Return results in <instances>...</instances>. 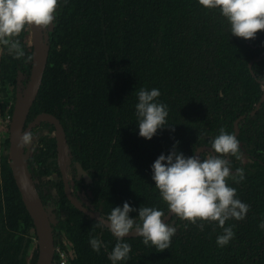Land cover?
<instances>
[{
	"label": "trees",
	"instance_id": "trees-1",
	"mask_svg": "<svg viewBox=\"0 0 264 264\" xmlns=\"http://www.w3.org/2000/svg\"><path fill=\"white\" fill-rule=\"evenodd\" d=\"M57 11L54 27L44 28L47 65L26 126L43 113L60 121L71 158L69 188L84 206L105 218L125 201L167 214L151 179L152 163L177 141L191 156L210 148L221 128L233 135L237 130L239 151L227 159L233 172L243 169L244 179L227 183L250 207L245 219L226 222L235 233L230 243L217 245L223 229L216 222L193 224L173 215L176 233L168 249L159 252L141 237H128L130 258L120 264H264V30L251 40L233 36L219 9L199 0H61ZM29 34L26 26L4 38L19 44L20 58L1 41L0 121L12 116L16 95L28 86ZM142 88L159 89L158 100L169 111V126L151 140L138 135L135 104ZM6 127L2 132L0 123V264H35L34 226L13 179ZM54 133L40 122L24 152L41 200L53 210L55 248L68 255V264H112L116 238L64 193ZM93 237L104 245L99 252L90 246Z\"/></svg>",
	"mask_w": 264,
	"mask_h": 264
},
{
	"label": "clouds",
	"instance_id": "clouds-1",
	"mask_svg": "<svg viewBox=\"0 0 264 264\" xmlns=\"http://www.w3.org/2000/svg\"><path fill=\"white\" fill-rule=\"evenodd\" d=\"M60 2L0 0V39L16 53V58L23 57L25 53L17 42L3 38L18 35L26 26L54 27ZM199 3L207 9H219L230 25V34L233 36L251 40L264 30V0H199ZM160 96L161 92L157 88H142L137 92L135 116L138 135L146 140H151L158 130L169 126L168 107L158 100ZM176 144L167 154L161 153L151 165V179L155 188L167 204L168 214L193 224L198 220L216 222L223 229L216 243L224 247L235 236L233 226H225L226 222L230 219H245L250 207L236 197V189L227 183L228 178L236 183L244 179L243 169L233 172L231 162L227 159L229 155L238 153L239 141L235 135L221 128L219 134L211 139V151L207 156L197 155V152L185 156ZM130 213L137 215L131 216ZM165 217V212L154 206H140L137 209L125 201L122 207H113L106 217L108 229L117 241L108 255L112 264H120L130 258L131 245L125 239L132 233L141 237L145 246L155 247L159 252L168 249L176 227L174 222H169L170 219L166 221ZM259 227L264 229V219ZM200 228L203 230L202 223ZM89 243L95 252L104 247L95 237L90 238Z\"/></svg>",
	"mask_w": 264,
	"mask_h": 264
},
{
	"label": "water",
	"instance_id": "water-1",
	"mask_svg": "<svg viewBox=\"0 0 264 264\" xmlns=\"http://www.w3.org/2000/svg\"><path fill=\"white\" fill-rule=\"evenodd\" d=\"M29 29L31 39V44L29 45L32 47V68L26 90L22 94H17L15 97L11 121L8 128L9 160L14 182L34 226L37 248L35 264H54L56 248L52 229L53 210L43 204L36 187V181L33 180L31 173L29 172L26 161L27 154L24 152L27 142V140H25V136L28 137L31 130L37 124L40 122H47L55 129L54 135L57 142V165L61 173L64 193L71 205L89 218L100 222L107 228L108 226L107 220L103 215L98 212H94L82 203L78 202L71 193L69 188V169L71 158L67 153L63 141L64 133L60 121L53 115L43 113L37 115L33 121L26 126L27 116L37 97L42 83L49 54V46L47 44L44 28L29 26ZM236 124L237 121L235 122V126ZM236 134L237 130L235 127V135ZM202 151L209 152L211 149L209 147H202L197 150L196 154L199 155ZM74 166L79 175L83 176L87 183H90V177L79 167V165L74 163ZM173 215L167 213L165 220L167 221L171 219ZM133 236H135V233L130 234L128 237Z\"/></svg>",
	"mask_w": 264,
	"mask_h": 264
},
{
	"label": "built area",
	"instance_id": "built-area-1",
	"mask_svg": "<svg viewBox=\"0 0 264 264\" xmlns=\"http://www.w3.org/2000/svg\"><path fill=\"white\" fill-rule=\"evenodd\" d=\"M10 121H11V116L9 114L1 118V121H0L1 131H4L5 128H7L6 126H8L9 128ZM56 253L59 255V264H68V255L65 252L60 250L58 247L56 248Z\"/></svg>",
	"mask_w": 264,
	"mask_h": 264
},
{
	"label": "rangeland",
	"instance_id": "rangeland-1",
	"mask_svg": "<svg viewBox=\"0 0 264 264\" xmlns=\"http://www.w3.org/2000/svg\"><path fill=\"white\" fill-rule=\"evenodd\" d=\"M4 39V38H3ZM1 41H2V39H0V55H1V52H2V49H1ZM27 43L28 44H31V39H30V34H29V37L27 38ZM3 132V131H2ZM69 177H70V175H69ZM70 252V251H69Z\"/></svg>",
	"mask_w": 264,
	"mask_h": 264
}]
</instances>
